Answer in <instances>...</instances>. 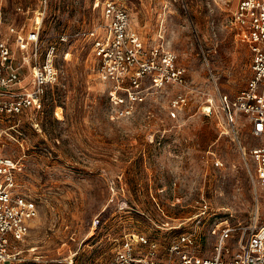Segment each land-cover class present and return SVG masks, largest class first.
Listing matches in <instances>:
<instances>
[{"label":"rangeland","instance_id":"374dc122","mask_svg":"<svg viewBox=\"0 0 264 264\" xmlns=\"http://www.w3.org/2000/svg\"><path fill=\"white\" fill-rule=\"evenodd\" d=\"M102 1L0 0V38L13 48L9 27L24 35L40 21L42 48L55 46L58 68L37 110L0 115V155L15 160L16 187L37 207L12 264H111L125 233L165 247L202 200L210 208L196 250L213 255L218 232L210 231L226 219L235 229L224 244L235 252L243 228L264 220V186L252 183L240 153L257 143L245 118L238 115L236 139L207 112L250 76L249 47L229 23L234 0H114L146 44L176 55L187 79L148 89L125 117L115 116L93 70L91 34L80 33L98 26ZM178 92L187 102L173 117Z\"/></svg>","mask_w":264,"mask_h":264},{"label":"built area","instance_id":"2783aa9c","mask_svg":"<svg viewBox=\"0 0 264 264\" xmlns=\"http://www.w3.org/2000/svg\"><path fill=\"white\" fill-rule=\"evenodd\" d=\"M229 23L239 41L250 50V76L235 95L218 93L217 101L207 106V112L219 113L220 122L237 138L238 115L249 125V134L257 143L247 149L240 147L247 173L252 183L264 186V0H234ZM126 7L114 0L101 2V21L91 34V46L97 78L107 86L108 97L116 117H125L135 110L148 89H159L167 84L186 87L185 69L176 55L160 43L146 44L131 27ZM40 21L22 35L13 26L14 47L9 38H0V115L13 116L26 110H37L47 90L57 83L55 46L43 47ZM98 31V32H97ZM187 102L185 92H178L169 101V114L175 116ZM238 141V140H237ZM16 162L0 155V264L20 260L15 243L23 240L37 207L17 189ZM119 206L126 202L121 199ZM209 204L202 200L191 226L183 228L165 247L143 234L125 233L114 249L111 264H264V220L244 227L243 240L238 249L229 253L224 240L235 227L224 219L211 233L218 232L214 253L202 256L196 250L197 226L209 213ZM100 218L95 216L92 225ZM116 239V238H115ZM71 264V259L67 262Z\"/></svg>","mask_w":264,"mask_h":264}]
</instances>
